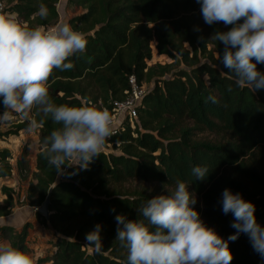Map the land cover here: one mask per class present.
<instances>
[{
    "label": "trees",
    "instance_id": "16d2710c",
    "mask_svg": "<svg viewBox=\"0 0 264 264\" xmlns=\"http://www.w3.org/2000/svg\"><path fill=\"white\" fill-rule=\"evenodd\" d=\"M5 1L4 11L18 13L30 26L50 27L58 20L56 4L61 0ZM41 4L48 9L46 18L38 14ZM66 4L82 9L67 23L83 33L87 45L83 53L70 58L73 68L53 71L49 95L57 105L91 102L112 113L114 102L129 93V76L138 86L149 85L134 124L125 118L106 142L116 151L103 150L87 170L73 165L57 175L42 155V142L60 125L46 118L37 127L34 183L29 184L27 204L39 206L49 192L48 217L38 212L35 217L58 236L50 264H126L127 249L116 240L115 217L139 219V209L155 196L122 193L118 187L130 180L155 181L170 190L177 180L185 181L195 193L193 207L201 219L225 240L236 231L231 227L233 215L222 212L225 188L254 203L257 222L264 226V89L253 92L237 87L217 59L223 44L210 40L215 31H228L231 26L206 24L196 0H67ZM152 42L157 54L168 57L170 63L147 64ZM257 68L264 72V64ZM209 95L219 103L208 101ZM3 111L0 102V114ZM30 114L41 119L35 109ZM28 128L25 118L6 134L17 135ZM204 133L215 140L200 138ZM10 160L11 152L0 149V179L10 174ZM196 165L209 167L205 180L191 174ZM26 168L24 149L16 170L21 174ZM0 191L5 196L0 216H6L14 200L8 187L2 185ZM97 224L102 226L101 252L86 240ZM6 232L0 226V233ZM25 237L21 232L12 238L13 247L23 250ZM229 248L231 264H264L243 233L229 241Z\"/></svg>",
    "mask_w": 264,
    "mask_h": 264
},
{
    "label": "clouds",
    "instance_id": "9594fccd",
    "mask_svg": "<svg viewBox=\"0 0 264 264\" xmlns=\"http://www.w3.org/2000/svg\"><path fill=\"white\" fill-rule=\"evenodd\" d=\"M196 2L206 24L231 26L228 31H215L210 40L223 44V54L218 53L217 59L229 70L227 74L234 78L235 85L253 92L264 89V72L257 68L264 64V0ZM38 14L46 18L47 7L41 4ZM86 45L83 33L68 23L33 27L21 21L18 13L0 7V102L4 108L0 123H10L17 115L26 117L35 109L41 119H32L29 131L45 123L46 118L60 125L42 142V155L57 175L73 165L87 170L115 135V121L107 107L91 102L57 105L49 95L53 71L73 68L70 58L83 53ZM207 100L219 103L214 95ZM209 173L207 165L191 169L196 180H205ZM165 189L167 194L147 199L139 209V219L129 220L122 214L115 217L116 240L127 249L126 264H231L229 241L237 240L242 233L264 260V226L257 222L254 203L240 193L223 190L222 212L233 215L231 227L236 230L225 240L193 207L197 199L188 183L177 180L174 190ZM101 230L97 224L86 234L87 245L97 252L103 250ZM0 264H33V258L3 242Z\"/></svg>",
    "mask_w": 264,
    "mask_h": 264
},
{
    "label": "rangeland",
    "instance_id": "374dc122",
    "mask_svg": "<svg viewBox=\"0 0 264 264\" xmlns=\"http://www.w3.org/2000/svg\"><path fill=\"white\" fill-rule=\"evenodd\" d=\"M2 2L5 8L7 6V3L5 0ZM57 6L59 7L58 20L54 25L58 23H67V19L74 17L82 12L81 8L75 7L72 4L63 5V0L59 1V3L56 4V7ZM151 49H152V56L151 59L147 61L148 65H153L156 63L165 64L171 62V60L168 57L157 54L155 50V42L151 43ZM179 66H182V64ZM142 85L143 87L146 88L149 85V83L143 82ZM25 118L29 122L32 120V116L29 113L26 117L23 115H19V116L17 115L10 123H0V149L9 150L12 156V160L9 161L12 167L11 172L7 177L0 179V186L4 185L10 189L11 196L14 200V205H13L14 208L21 207L24 205L29 206V204H27V202H29L27 195L30 189L29 184L31 182L34 183V179H33V175L35 173L34 158L38 151V144H37L38 128L32 131H29L28 128L26 130L19 131L17 135H7L6 133H8L10 129H12L17 123L24 120ZM199 136L200 138L215 140L214 136L208 133L200 134ZM116 145H118V143H116ZM24 149L26 150L27 168L23 170L22 173L20 174L16 170V161ZM104 150L105 152L116 151V149L113 147L111 143L105 145ZM166 188L169 189L168 187ZM118 189H120L122 193L125 191L138 192V193L141 192L144 193L145 195L146 194L159 195V194L167 193L165 187L161 186L159 183L155 181L142 183L137 180H130L121 184L118 187ZM169 191L171 190L169 189ZM4 198L5 196L0 191V204H2ZM35 220L37 222L36 225L37 227L34 229L33 234H30L29 239H25V242L33 244L32 250L30 251V255H32L33 258V264H47L51 256L53 247L56 244L58 236L50 233L45 226L40 224L38 219L35 218Z\"/></svg>",
    "mask_w": 264,
    "mask_h": 264
},
{
    "label": "crops",
    "instance_id": "0c3cea01",
    "mask_svg": "<svg viewBox=\"0 0 264 264\" xmlns=\"http://www.w3.org/2000/svg\"><path fill=\"white\" fill-rule=\"evenodd\" d=\"M66 2L63 1V5ZM59 22V21H58ZM61 22V21H60ZM31 207V208H30ZM24 205L21 207H16L11 210V212L6 216H0V226L6 229V233H0V243L8 242L12 245V238H15L21 232L26 233L25 239H29L30 234H33L34 229L37 227V222L35 220V210L33 206ZM33 209V210H32ZM37 219V218H36ZM47 234V233H46ZM33 244L24 242L23 250L30 254ZM54 249V247H53ZM42 250V248H41ZM53 252V250H52ZM51 252V254H52ZM32 256V255H31ZM47 264H50L48 261Z\"/></svg>",
    "mask_w": 264,
    "mask_h": 264
},
{
    "label": "built area",
    "instance_id": "2783aa9c",
    "mask_svg": "<svg viewBox=\"0 0 264 264\" xmlns=\"http://www.w3.org/2000/svg\"><path fill=\"white\" fill-rule=\"evenodd\" d=\"M0 7L4 10V4L0 1ZM128 82L130 90L126 98L122 101H115L112 115L115 121V134L119 129L120 123L127 118L131 125L136 121L137 106L141 102V97L144 93L145 87L136 84L134 76H129ZM104 150V149H103Z\"/></svg>",
    "mask_w": 264,
    "mask_h": 264
},
{
    "label": "water",
    "instance_id": "95a60500",
    "mask_svg": "<svg viewBox=\"0 0 264 264\" xmlns=\"http://www.w3.org/2000/svg\"><path fill=\"white\" fill-rule=\"evenodd\" d=\"M48 203H49V192L47 193L44 201L39 205L34 207L35 212L40 213L44 217H48Z\"/></svg>",
    "mask_w": 264,
    "mask_h": 264
}]
</instances>
